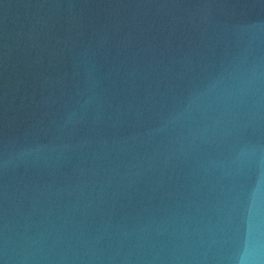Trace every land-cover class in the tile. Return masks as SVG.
<instances>
[{
  "label": "water",
  "instance_id": "1",
  "mask_svg": "<svg viewBox=\"0 0 264 264\" xmlns=\"http://www.w3.org/2000/svg\"><path fill=\"white\" fill-rule=\"evenodd\" d=\"M0 264H264V0H0Z\"/></svg>",
  "mask_w": 264,
  "mask_h": 264
}]
</instances>
